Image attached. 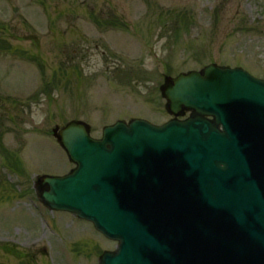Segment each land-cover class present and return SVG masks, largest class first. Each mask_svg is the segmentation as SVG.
Returning <instances> with one entry per match:
<instances>
[{
	"label": "rangeland",
	"instance_id": "obj_1",
	"mask_svg": "<svg viewBox=\"0 0 264 264\" xmlns=\"http://www.w3.org/2000/svg\"><path fill=\"white\" fill-rule=\"evenodd\" d=\"M211 64L264 79V0H0V264H99L114 251L38 200L40 178L74 168L53 130L162 125L168 77Z\"/></svg>",
	"mask_w": 264,
	"mask_h": 264
},
{
	"label": "water",
	"instance_id": "obj_2",
	"mask_svg": "<svg viewBox=\"0 0 264 264\" xmlns=\"http://www.w3.org/2000/svg\"><path fill=\"white\" fill-rule=\"evenodd\" d=\"M162 94L175 119L160 127L56 129L77 167L41 179L39 200L119 243L99 264H264V80L210 65Z\"/></svg>",
	"mask_w": 264,
	"mask_h": 264
},
{
	"label": "trees",
	"instance_id": "obj_3",
	"mask_svg": "<svg viewBox=\"0 0 264 264\" xmlns=\"http://www.w3.org/2000/svg\"><path fill=\"white\" fill-rule=\"evenodd\" d=\"M15 168L17 169V171H19L20 170V165L19 164H15ZM12 171H14V170H12Z\"/></svg>",
	"mask_w": 264,
	"mask_h": 264
}]
</instances>
